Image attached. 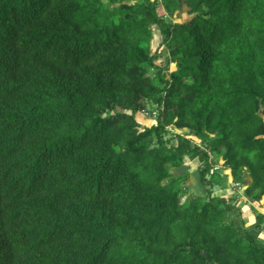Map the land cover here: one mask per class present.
I'll return each mask as SVG.
<instances>
[{
    "label": "trees",
    "instance_id": "trees-1",
    "mask_svg": "<svg viewBox=\"0 0 264 264\" xmlns=\"http://www.w3.org/2000/svg\"><path fill=\"white\" fill-rule=\"evenodd\" d=\"M179 2L0 0V264H264V0Z\"/></svg>",
    "mask_w": 264,
    "mask_h": 264
},
{
    "label": "rangeland",
    "instance_id": "rangeland-1",
    "mask_svg": "<svg viewBox=\"0 0 264 264\" xmlns=\"http://www.w3.org/2000/svg\"><path fill=\"white\" fill-rule=\"evenodd\" d=\"M183 1L184 0H180L178 9L169 15L173 19V21L180 22L190 18L191 15L188 13L187 7L184 5ZM160 41L161 36L159 35L157 29L154 28L153 37L150 43V52H154L155 50H157L159 56L156 61L159 65H162L167 72L171 69H174L175 63L170 61V49L160 44ZM154 112V105L150 103L148 105V111L144 113L138 112L136 117L143 125H150L155 119ZM174 133L190 135V132L186 128H169V135L173 136ZM212 158L216 159L217 162V165L214 167V169L219 171L222 176L221 183L215 186L214 194L223 195L224 197H227L228 200L231 201L234 205L239 206L242 217L247 225L249 221V215L252 213L254 215V220L252 224L248 225V227L254 232L253 229H257L255 224V215L257 213H261V211H264V205L261 204L264 203V200H255L246 194L245 187L249 183L250 179L248 178V176L245 178V181L243 183H234L232 181L230 170L222 165L223 160L217 156H214ZM199 169V162L197 160H189L187 157L184 159V163L180 166V168L176 167L172 169V172H174L175 174H181L185 171L188 173L184 184L187 186V193L190 198L200 194L206 195L204 187L199 181ZM263 225L264 223L262 222L259 227L264 228ZM255 233H257V231ZM257 235L260 234L258 233ZM259 238L264 240L262 236H259Z\"/></svg>",
    "mask_w": 264,
    "mask_h": 264
},
{
    "label": "crops",
    "instance_id": "crops-1",
    "mask_svg": "<svg viewBox=\"0 0 264 264\" xmlns=\"http://www.w3.org/2000/svg\"><path fill=\"white\" fill-rule=\"evenodd\" d=\"M261 204H263L264 205V203H261ZM264 210V209H263ZM261 213L262 214H264V211H261ZM248 225L249 224H252L253 223V220H254V215L251 213L250 215H249V218H248ZM263 223H264V221H263ZM264 226V225H263ZM258 229V230H257ZM257 229H254L255 231H257V233H259L260 235H258V236H262L263 238H264V228H261V227H257ZM262 230V231H261ZM261 232V233H260Z\"/></svg>",
    "mask_w": 264,
    "mask_h": 264
},
{
    "label": "water",
    "instance_id": "water-1",
    "mask_svg": "<svg viewBox=\"0 0 264 264\" xmlns=\"http://www.w3.org/2000/svg\"><path fill=\"white\" fill-rule=\"evenodd\" d=\"M174 168H176V167H173L172 169H174Z\"/></svg>",
    "mask_w": 264,
    "mask_h": 264
}]
</instances>
